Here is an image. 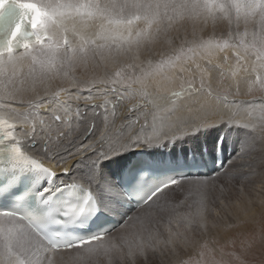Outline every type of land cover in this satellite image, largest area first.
<instances>
[{"label": "snow or ice", "instance_id": "snow-or-ice-1", "mask_svg": "<svg viewBox=\"0 0 264 264\" xmlns=\"http://www.w3.org/2000/svg\"><path fill=\"white\" fill-rule=\"evenodd\" d=\"M257 91L264 0H0V196L42 183L38 212L0 209V264H208L217 251L204 239L209 195L228 186L240 196L257 185L264 193V106L244 120L234 110L251 103L236 97ZM221 125L242 135L210 176L157 182L150 169L110 178L102 168L127 151ZM193 182L196 201L170 202ZM121 197L146 210L121 213L114 229L68 234L77 222L119 212ZM241 246L227 253L232 264H253L246 257L255 241ZM190 249H199L195 260L180 258Z\"/></svg>", "mask_w": 264, "mask_h": 264}, {"label": "rangeland", "instance_id": "rangeland-1", "mask_svg": "<svg viewBox=\"0 0 264 264\" xmlns=\"http://www.w3.org/2000/svg\"><path fill=\"white\" fill-rule=\"evenodd\" d=\"M215 84V85H214ZM213 88L215 90L224 91V86L218 85L216 82L213 83ZM175 87H178L177 84ZM217 88V89H216ZM243 89V86H242ZM177 90V88H176ZM230 100L232 97L229 98ZM237 101H246L251 102L245 104L243 108L239 109H250L253 111L259 112L260 108L264 106V92H253L250 95L242 94L239 97L235 98ZM100 100H97L96 103H99ZM255 105V106H254ZM255 107V108H254ZM234 110H238L234 108ZM120 121H117L119 124ZM212 130H214L212 128ZM239 131V129H237ZM242 132V130H240ZM231 136L235 135V129H231ZM168 149V148H167ZM178 147L174 145V151L177 150ZM232 148H228V151ZM161 151V150H160ZM213 151V150H212ZM196 152V151H195ZM126 155V152L121 155L115 157L113 160L120 159ZM127 156V155H126ZM70 162V161H69ZM107 161L104 163L106 164ZM106 166V165H105ZM110 178H112L110 176ZM114 178V177H113ZM234 184L238 185V182H233ZM211 184V182H209ZM229 190L225 193L224 196H221L219 191L217 190L214 194L209 195V205L213 211L209 215L208 219V229L207 233L204 236V239L209 241V247H213V243L215 242L214 246L217 251L211 257H206L208 264H215V262H219V264H232L233 257L227 255V253L231 252L233 248L240 253L243 251L241 242H244V247H247L248 240H254L255 246L253 250L247 253V259L252 261L253 264H260V261L264 259V249H262L261 240L264 237V206L261 209H258V202L254 200L252 204H248L247 202L249 199H257L259 198V194H257L259 190V186L257 185V192H252L249 195L240 196L237 191L236 187L228 186ZM185 189V188H184ZM194 193H187V191L180 195L178 198H175L174 201L171 203H176L179 201H183L187 198V203L191 204L199 198L200 192L196 188L193 187ZM192 195V196H191ZM216 197L215 203H212V200ZM223 199L224 204L227 205V209L223 208L220 205L219 200ZM183 211V209H181ZM119 233H115L114 235H118ZM198 238V236H197ZM228 240H235V245L226 244L225 242ZM223 248V255L220 249ZM199 249L195 250H188V253L185 254L184 252L180 253V258L187 259L190 255L193 260L197 258V253ZM58 264H60L59 257L56 258ZM67 260V256L65 255V261ZM177 257H169V264H176Z\"/></svg>", "mask_w": 264, "mask_h": 264}, {"label": "bare ground", "instance_id": "bare-ground-1", "mask_svg": "<svg viewBox=\"0 0 264 264\" xmlns=\"http://www.w3.org/2000/svg\"><path fill=\"white\" fill-rule=\"evenodd\" d=\"M215 85V84H214ZM213 85V86H214ZM219 85V84H218ZM178 90V87H176ZM217 89V88H216ZM243 90V89H242ZM255 106V105H254ZM255 108V107H254ZM239 112V118L241 120L248 119L251 116H258L259 112L253 111L250 109L244 110V109H238L236 110ZM214 130L210 129L208 132L203 133L198 135L197 137H188L185 140H179L174 144H166V145H161L158 147H141L139 149H136L134 151H127L126 155L120 159L116 160H111L107 161L106 164L102 165V168L107 172L110 173L111 177L115 178L116 175L120 172L122 168H125L129 162H131V158H135L133 161L132 166H138L141 168H144L146 165L147 161H152L156 157L159 156V154H164L166 151H170L172 154H177L178 151L183 150L184 152H189L190 158L193 160V158L198 154L200 159L201 166L198 167V170L202 169L204 170L205 168H208L209 171L213 170H218L220 167L217 165L219 160L217 159V152L218 153H223V159L222 162L223 164H226L228 159L234 154V150L236 148L237 142L239 137L242 135V132L237 129H235V135L232 137L231 135V129L225 125H221L219 127L213 128ZM217 140L222 141V143L216 144L215 147L213 148V143ZM174 145L178 147L177 150L174 151ZM232 148L231 150L228 151V148ZM168 148V149H167ZM161 150V151H160ZM213 150V151H212ZM146 152V154L150 157L147 159L144 157L137 158V152ZM196 151V152H195ZM202 152V155H201ZM205 158H210L206 160ZM221 161V160H220ZM72 162L70 161L69 164ZM106 165V166H105ZM197 167L196 165H194ZM72 172H75V169H72ZM191 177H204L203 175L201 176H191ZM64 179H68V176H62ZM211 182V181H209ZM195 186V182L189 184L185 183V186L183 189H179L173 193L170 194V200L174 201L175 198H178L183 192L185 193H194L195 190L193 191V187ZM186 194V193H185ZM192 196V195H191ZM253 202L256 200L258 202V209H261L264 205H262V201H264V193L259 194L258 200L251 199ZM121 201L123 203V207L119 210V212H112L108 213L110 215H113L117 217L119 223H122V216L121 212H127L130 215H137L139 213H142L146 209H140V208H127L124 209V205L127 204V199L126 197H121ZM249 204V201L247 202ZM252 204V203H251ZM250 205V204H249ZM118 232H116L117 234ZM115 234V233H113Z\"/></svg>", "mask_w": 264, "mask_h": 264}]
</instances>
